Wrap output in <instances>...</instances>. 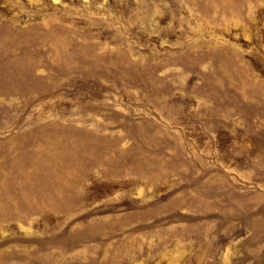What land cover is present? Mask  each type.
Instances as JSON below:
<instances>
[{
	"label": "rangeland",
	"instance_id": "obj_1",
	"mask_svg": "<svg viewBox=\"0 0 264 264\" xmlns=\"http://www.w3.org/2000/svg\"><path fill=\"white\" fill-rule=\"evenodd\" d=\"M0 264H264V0H0Z\"/></svg>",
	"mask_w": 264,
	"mask_h": 264
}]
</instances>
